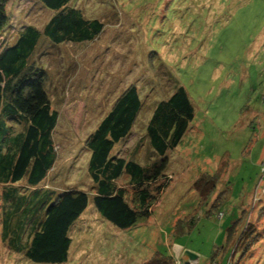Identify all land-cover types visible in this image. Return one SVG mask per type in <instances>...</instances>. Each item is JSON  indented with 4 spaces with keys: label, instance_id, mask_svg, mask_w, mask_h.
<instances>
[{
    "label": "rangeland",
    "instance_id": "rangeland-1",
    "mask_svg": "<svg viewBox=\"0 0 264 264\" xmlns=\"http://www.w3.org/2000/svg\"><path fill=\"white\" fill-rule=\"evenodd\" d=\"M77 2L105 30L92 43L65 44L38 60L59 112L48 179L89 191L82 145L130 84L146 94V107L152 93L165 99L182 87L194 120L167 156L169 184L149 217L120 230L91 204L72 228L63 264H147L158 250L175 264H264V0ZM7 10L16 28L40 29L53 15L37 0H11ZM151 114H142L121 146L125 156ZM213 180L217 192L206 201L196 187ZM193 219L189 235L174 236ZM186 251L206 260H190ZM0 264L34 263L9 250L0 232Z\"/></svg>",
    "mask_w": 264,
    "mask_h": 264
},
{
    "label": "trees",
    "instance_id": "trees-1",
    "mask_svg": "<svg viewBox=\"0 0 264 264\" xmlns=\"http://www.w3.org/2000/svg\"><path fill=\"white\" fill-rule=\"evenodd\" d=\"M77 1L37 0L43 10L53 13L39 29L16 28L7 10L11 0H0V232L9 250L34 264L68 260L72 228L91 204L103 220L120 230H131L148 218L169 184L167 156L194 120V108L182 87H174L165 99L158 91L161 101H155L152 93L146 107V94L130 84L82 145L88 153L89 191L59 189L48 179L57 156L54 135L59 112L51 98L55 92L48 90V70L38 60L65 44L92 43L105 30L102 21L83 14ZM144 112L148 116L151 112V117L125 156L121 146L136 135ZM196 188L206 201L217 192L214 180ZM188 222L178 226L175 237L189 235L197 221ZM171 258L158 250L147 264H175Z\"/></svg>",
    "mask_w": 264,
    "mask_h": 264
},
{
    "label": "water",
    "instance_id": "water-1",
    "mask_svg": "<svg viewBox=\"0 0 264 264\" xmlns=\"http://www.w3.org/2000/svg\"><path fill=\"white\" fill-rule=\"evenodd\" d=\"M186 257H188L190 260H196L197 256L191 252L186 251L184 254Z\"/></svg>",
    "mask_w": 264,
    "mask_h": 264
},
{
    "label": "crops",
    "instance_id": "crops-1",
    "mask_svg": "<svg viewBox=\"0 0 264 264\" xmlns=\"http://www.w3.org/2000/svg\"><path fill=\"white\" fill-rule=\"evenodd\" d=\"M185 249L189 250L188 248H185ZM189 251L193 252L192 250H189ZM194 253H196V252H194ZM196 255H197L200 259H202V260H206V257H205V256H204V257H201V256H199L197 253H196ZM200 261H201V260H200Z\"/></svg>",
    "mask_w": 264,
    "mask_h": 264
}]
</instances>
